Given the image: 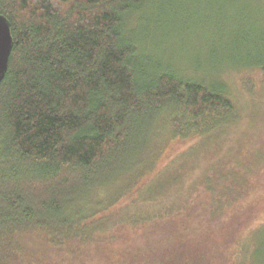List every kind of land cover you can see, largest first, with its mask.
Returning <instances> with one entry per match:
<instances>
[{
	"label": "trees",
	"instance_id": "16d2710c",
	"mask_svg": "<svg viewBox=\"0 0 264 264\" xmlns=\"http://www.w3.org/2000/svg\"><path fill=\"white\" fill-rule=\"evenodd\" d=\"M149 1L0 0L13 41L0 86V264H114L94 256L111 243L105 235L159 219L119 216L122 205L188 148L243 124L228 78L243 69L264 75V30L250 27L225 55L214 49L206 67H177L148 52L154 34L166 30L169 41L173 33L163 7L144 16ZM212 180L229 203L242 193L240 173L214 169L198 185L212 190ZM254 209L247 228L264 215V204ZM165 212L157 216L179 215ZM263 229L238 241L236 263L264 246ZM218 246L197 264H212ZM192 253L167 264H190ZM143 255L125 259L148 264Z\"/></svg>",
	"mask_w": 264,
	"mask_h": 264
},
{
	"label": "rangeland",
	"instance_id": "374dc122",
	"mask_svg": "<svg viewBox=\"0 0 264 264\" xmlns=\"http://www.w3.org/2000/svg\"><path fill=\"white\" fill-rule=\"evenodd\" d=\"M259 1L264 4V0ZM259 1L245 0L243 3L242 0L236 8H230L227 0H151L144 16L153 6L163 7L166 13L164 22L168 20L173 33L169 41H163L166 30L154 34L148 44V52L158 62L176 58L177 67L187 64L206 67L216 62L214 49L225 55L231 52L229 47L233 50L239 48L234 39L241 33L251 28L248 32L258 31L259 28L264 30V8ZM228 58L227 63L239 62L234 56ZM192 66H184V69H193ZM217 79L213 74L208 80L216 82ZM228 79L236 87L234 94L245 106L243 124L229 130L222 138L214 136L188 148L180 159L176 157L174 163L162 168V174L150 183L148 189L145 187L142 195H139L142 191L138 193V189L131 201L122 205L119 216L149 214L159 219H146L137 227L107 233L105 237L111 238V243L99 247L100 251L94 255L97 262L147 264L143 259L138 262L125 259L143 253L149 254L142 256L148 264H167L186 251L187 254L194 252L190 264H197L204 252L219 245L212 252L213 263H240L235 261V256L240 255L238 241L243 242L250 230L264 225V215H261L246 227L254 216V207L264 204V75L258 69H243L231 74ZM218 168L228 175L240 173L243 178L242 193L239 192V196H235L230 203L216 195L220 194L218 190L222 186H216L215 182L220 181H209L214 184L212 190L198 185V180L205 173H213ZM234 185H239L238 180H234ZM169 210L179 215L172 212L166 217L157 216L167 214L165 211ZM258 210H262L261 207ZM240 230L242 232L238 234ZM263 234L257 239L264 243ZM211 236L220 240L210 242ZM251 244L256 246V240ZM258 250L249 254L245 264H264L260 252L264 253V246ZM152 255L159 256L146 258Z\"/></svg>",
	"mask_w": 264,
	"mask_h": 264
},
{
	"label": "water",
	"instance_id": "95a60500",
	"mask_svg": "<svg viewBox=\"0 0 264 264\" xmlns=\"http://www.w3.org/2000/svg\"><path fill=\"white\" fill-rule=\"evenodd\" d=\"M12 44L9 23L4 17L0 16V86L8 70Z\"/></svg>",
	"mask_w": 264,
	"mask_h": 264
}]
</instances>
